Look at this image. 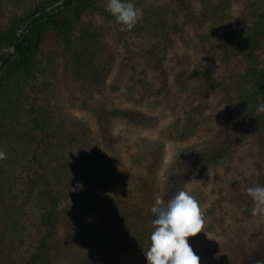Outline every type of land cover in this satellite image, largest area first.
<instances>
[{"label": "trees", "instance_id": "16d2710c", "mask_svg": "<svg viewBox=\"0 0 264 264\" xmlns=\"http://www.w3.org/2000/svg\"><path fill=\"white\" fill-rule=\"evenodd\" d=\"M55 1L0 0V55L35 10ZM206 2L203 17L211 20L212 28L200 37L212 63L196 65L193 72L191 55L177 53L175 58L187 63L177 80L182 81L181 88L192 86L195 77L202 80L197 89L222 92L227 106L213 136L202 143L189 141L211 129L212 120L203 109L188 111V115L169 123L164 130L166 137L190 145L176 155L164 185L158 181L162 144H148L134 154V171L139 172L135 190L139 196L129 191L110 193L122 184L126 173L120 158L112 153L116 150L111 147L118 142L115 122L157 123L163 118L155 111L160 98L155 104H147L150 109H144L140 102L135 107L113 102L95 106V128L83 125L64 106L63 91L69 82L67 65L73 67V80L87 87L111 70L101 61L107 30L98 25V16L107 13V0H69L29 25L0 76V149L7 154V159L0 160V239L4 241L3 248L14 249L24 258L23 264H61L53 245L62 224L73 231L72 244L80 240L85 244L78 259L72 249L75 264H122L128 256L138 259L134 264H148L144 251L151 243L152 221L156 218L151 208L157 195L162 193L169 201L179 191H189L194 179L247 143L258 148L261 166L264 113L256 109L264 103V0ZM233 2H244V8L219 39L218 26L229 18ZM161 23L155 27L165 39L159 44L174 45L175 36ZM183 29V24L176 23L172 31L180 34ZM180 36L189 47L194 43L193 38ZM168 50L157 56L156 63L165 77L160 73L163 77L148 85L157 96H166L174 87L165 70ZM140 88L131 85L128 94L133 95L135 90L139 93ZM247 182L251 184L248 179L235 177L232 184V199L242 209L241 222L251 220L252 215L253 201L240 192ZM75 184L82 185L78 192L74 191ZM88 194H94L92 205L97 222H89L87 213L74 211L70 204L74 198ZM205 201H198L203 214L207 213L203 210ZM216 264H264V231H253L244 240L239 239Z\"/></svg>", "mask_w": 264, "mask_h": 264}, {"label": "rangeland", "instance_id": "374dc122", "mask_svg": "<svg viewBox=\"0 0 264 264\" xmlns=\"http://www.w3.org/2000/svg\"><path fill=\"white\" fill-rule=\"evenodd\" d=\"M131 2L143 10V18L131 31L117 23L108 12L98 16V25H104L107 30V36L102 44L101 61L111 66L109 73H103L102 81L100 79L93 86L87 87L73 80V67L67 65L65 75H67L66 79L69 82L66 83L63 91V99L65 108L73 112L83 125H93L95 128L97 122L93 110L95 106L113 102L118 105L128 103L133 107L137 102H140L143 103L141 105L144 109H150V105L147 106V104H155L157 97L160 98L156 103L155 111L163 118L159 119L157 123L153 125L136 122L130 124L121 119L115 122V138L118 142L114 145L115 148L114 146L111 147L116 150L112 153L120 158V165L126 168V173L123 175L122 184L120 183L113 188L110 193L116 195L129 191V193L139 196L140 193L135 190V180L138 178L139 172L134 171V154L138 153V150H143L148 144L151 146L155 142L158 145L159 143L162 144L163 161L158 181L160 180L161 186L164 185L166 175L176 155L190 143H202L213 136L218 127V121L224 114L227 101L220 91L214 90L208 93L202 89H197L202 80H198L196 77L192 80V86L189 88H181L182 81L177 80L179 72L187 69L185 67L187 63L182 64L180 59L175 58L177 53L191 55L193 62L189 67L191 68L190 71L193 69V72L196 65L212 63V59L204 49L203 40L200 37L202 33L210 32L212 28L211 20L203 17V12L206 10V0H183L182 2L179 0H131ZM244 4V2H233L229 11V18L218 26L217 38L220 39L224 30L231 26L244 8ZM161 22L165 23L171 35L175 36L174 45L159 44L165 40L164 36L155 29L157 23L162 25ZM176 23L184 25L180 34L172 31ZM180 35H184L188 39L193 38L194 43L189 47L185 42L183 43V37ZM157 43L159 46L156 47ZM164 48L169 49L165 70L169 71V78L174 87L166 96L163 94L157 96L151 86L148 85L154 81L153 79L165 77L162 73L163 70L156 68L157 56L164 52ZM160 73L163 76H159ZM161 83H164L163 79L159 81L160 86ZM131 85H139L141 91L138 93L139 90H135L133 95L128 94ZM202 106L203 108H201ZM198 107L203 109L204 114L212 120L209 131H203L193 141H189L190 143H182L166 137L164 130H167L170 122L180 115H188V111H196ZM95 135L96 133L92 134L93 142H96ZM103 146L107 147L106 145ZM261 159L255 144L247 143L230 158L209 167L202 175L192 181L189 194L194 196L197 201L206 199L203 208L204 211H207L203 214L204 232L195 237H189V244L195 254L200 257V264H216L218 258L227 254L236 243H239V239L240 241L244 240L253 231H264V216L251 215V220L239 221V214L241 215L242 209H239L236 200L232 199V196H235V189L232 188L235 177L244 181L248 179L251 182V184L244 183L246 186H242L240 189L241 195L246 196L245 199L247 200L252 201V198L246 193L248 187L260 184L264 186V158L260 166ZM75 185H77L74 188L75 192L81 190V184ZM93 195L79 196L70 202L75 209L74 211H78L80 214L87 213L86 216L90 218H88L89 222L91 220L97 222L93 212L95 211V205H92V201L95 200L92 198ZM160 196L165 203L168 201L164 199L162 193ZM252 208L253 205L251 210ZM79 224L81 225V223ZM241 226L243 230L240 229ZM72 233L73 231L71 232L69 226L62 224L55 239L53 248H55L61 264H75V259L71 256L73 248L76 259L80 257V251L86 249L84 241L80 240L77 245L76 243L72 244L74 240L71 237ZM242 233L243 236H239ZM3 242L0 239V264H23L24 258L17 252L15 254L14 249L3 248ZM9 242L8 239L6 243L9 244ZM136 261H138L136 257L128 256L124 257L121 263L134 264L137 263Z\"/></svg>", "mask_w": 264, "mask_h": 264}, {"label": "clouds", "instance_id": "9594fccd", "mask_svg": "<svg viewBox=\"0 0 264 264\" xmlns=\"http://www.w3.org/2000/svg\"><path fill=\"white\" fill-rule=\"evenodd\" d=\"M105 11L115 21L131 31L143 18V10L134 3L125 0H107ZM248 106V111L251 110ZM257 113H264V103L259 104ZM7 154L0 149V160ZM252 198L253 216H264V186L253 185L246 189ZM153 231L150 235V247L144 251L148 264H200L189 244V237L204 232L205 221L199 202L186 190L179 191L165 203L161 196L155 197L151 208Z\"/></svg>", "mask_w": 264, "mask_h": 264}, {"label": "water", "instance_id": "95a60500", "mask_svg": "<svg viewBox=\"0 0 264 264\" xmlns=\"http://www.w3.org/2000/svg\"><path fill=\"white\" fill-rule=\"evenodd\" d=\"M67 1L69 0H57L49 5H42L25 20V24L18 29L16 34L11 38L8 46L3 50L0 55V76L2 74L5 64L16 54L17 48L21 40L25 37L24 34L29 31V25L41 15L49 13L54 9L57 10L60 6H63Z\"/></svg>", "mask_w": 264, "mask_h": 264}]
</instances>
